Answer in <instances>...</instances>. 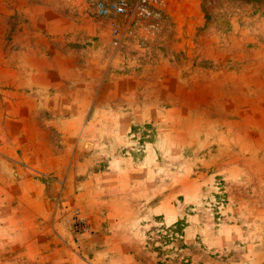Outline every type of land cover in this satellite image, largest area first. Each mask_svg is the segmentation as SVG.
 <instances>
[{"label": "rangeland", "instance_id": "obj_1", "mask_svg": "<svg viewBox=\"0 0 264 264\" xmlns=\"http://www.w3.org/2000/svg\"><path fill=\"white\" fill-rule=\"evenodd\" d=\"M100 1L0 0V264H264V0Z\"/></svg>", "mask_w": 264, "mask_h": 264}, {"label": "built area", "instance_id": "obj_2", "mask_svg": "<svg viewBox=\"0 0 264 264\" xmlns=\"http://www.w3.org/2000/svg\"><path fill=\"white\" fill-rule=\"evenodd\" d=\"M140 6H163L167 4V0H139ZM129 10L128 0H109L108 2H98L97 3V13L101 16H125ZM149 14L150 12L146 10ZM120 30V25L117 20L111 22V31L116 34Z\"/></svg>", "mask_w": 264, "mask_h": 264}, {"label": "crops", "instance_id": "obj_3", "mask_svg": "<svg viewBox=\"0 0 264 264\" xmlns=\"http://www.w3.org/2000/svg\"><path fill=\"white\" fill-rule=\"evenodd\" d=\"M51 0H47V2H50ZM12 2H13V0H4V3L5 4H12ZM43 17H45V16H43ZM45 19H46V17H45ZM44 20V19H43Z\"/></svg>", "mask_w": 264, "mask_h": 264}]
</instances>
